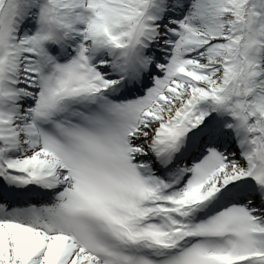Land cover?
<instances>
[{"label":"snow or ice","instance_id":"6c2138e0","mask_svg":"<svg viewBox=\"0 0 264 264\" xmlns=\"http://www.w3.org/2000/svg\"><path fill=\"white\" fill-rule=\"evenodd\" d=\"M0 264H264V0H0Z\"/></svg>","mask_w":264,"mask_h":264}]
</instances>
